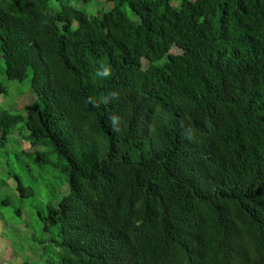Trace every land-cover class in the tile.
Returning a JSON list of instances; mask_svg holds the SVG:
<instances>
[{
    "label": "trees",
    "instance_id": "obj_1",
    "mask_svg": "<svg viewBox=\"0 0 264 264\" xmlns=\"http://www.w3.org/2000/svg\"><path fill=\"white\" fill-rule=\"evenodd\" d=\"M71 1L0 0L2 74L37 97L0 83V172L52 196L38 261L264 264V0Z\"/></svg>",
    "mask_w": 264,
    "mask_h": 264
},
{
    "label": "rangeland",
    "instance_id": "obj_2",
    "mask_svg": "<svg viewBox=\"0 0 264 264\" xmlns=\"http://www.w3.org/2000/svg\"><path fill=\"white\" fill-rule=\"evenodd\" d=\"M75 7L83 10H88L91 7L95 13L99 10H106L112 6V3L107 0H72L70 2ZM172 52H181L179 48H173ZM3 64L0 63V83L7 86L8 92L6 94V101L10 104V108L15 112H23V108L34 102L37 97L32 92L30 81L20 82L16 80H9L3 74ZM32 89V90H31ZM4 97L0 95V101ZM2 106L4 101L0 102ZM19 109V110H18ZM26 136V132L19 130L16 137ZM26 143V144H25ZM24 147L30 150V146L25 141ZM1 171V170H0ZM29 178V175H26ZM6 173L0 172V202L2 198L10 197V204L0 205V264H42L39 259V245L40 240L49 239V235L44 231V223L40 217L39 212L42 211L43 203L52 198L44 192H37L35 197L22 199L19 194H15V182L11 179L8 183L6 181ZM39 184H43L42 179ZM3 184V185H2ZM64 191L68 189L67 185L62 188ZM13 195V196H11ZM18 207L24 208L23 215L16 212ZM37 251H36V250ZM33 250V251H32ZM35 250V251H34Z\"/></svg>",
    "mask_w": 264,
    "mask_h": 264
},
{
    "label": "clouds",
    "instance_id": "obj_3",
    "mask_svg": "<svg viewBox=\"0 0 264 264\" xmlns=\"http://www.w3.org/2000/svg\"><path fill=\"white\" fill-rule=\"evenodd\" d=\"M108 2H109V1H108ZM110 3H111V2H110ZM110 8H111V7H110ZM110 8H109V9H110ZM106 10H108V9H106Z\"/></svg>",
    "mask_w": 264,
    "mask_h": 264
}]
</instances>
